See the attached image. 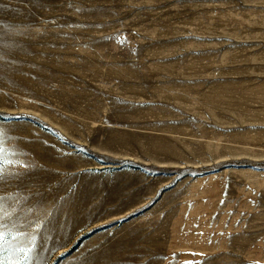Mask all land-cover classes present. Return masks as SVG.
Masks as SVG:
<instances>
[{
  "label": "rangeland",
  "instance_id": "rangeland-1",
  "mask_svg": "<svg viewBox=\"0 0 264 264\" xmlns=\"http://www.w3.org/2000/svg\"><path fill=\"white\" fill-rule=\"evenodd\" d=\"M0 147L31 264H264V0H0Z\"/></svg>",
  "mask_w": 264,
  "mask_h": 264
},
{
  "label": "snow or ice",
  "instance_id": "snow-or-ice-1",
  "mask_svg": "<svg viewBox=\"0 0 264 264\" xmlns=\"http://www.w3.org/2000/svg\"><path fill=\"white\" fill-rule=\"evenodd\" d=\"M3 148L0 147V176L3 174L4 159ZM2 212V208H0ZM9 230V226L3 223V216L0 215V264H31L30 254L32 252L31 245L34 243V238H30L27 234H20L18 229ZM12 245V253L18 254L16 259L7 256L9 251L8 246Z\"/></svg>",
  "mask_w": 264,
  "mask_h": 264
}]
</instances>
